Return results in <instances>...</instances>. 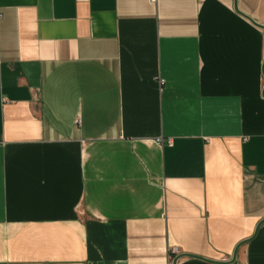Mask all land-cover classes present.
Here are the masks:
<instances>
[{"label":"crops","instance_id":"obj_1","mask_svg":"<svg viewBox=\"0 0 264 264\" xmlns=\"http://www.w3.org/2000/svg\"><path fill=\"white\" fill-rule=\"evenodd\" d=\"M263 61L264 0H0V264H264Z\"/></svg>","mask_w":264,"mask_h":264},{"label":"water","instance_id":"obj_2","mask_svg":"<svg viewBox=\"0 0 264 264\" xmlns=\"http://www.w3.org/2000/svg\"><path fill=\"white\" fill-rule=\"evenodd\" d=\"M263 64H264V61H263V63H262V66H263ZM262 66H261V67H262ZM263 76H264V75H263ZM261 95L264 97V83H263V87H262ZM242 242H243V241H242ZM242 242H240L239 244H241ZM239 244H238V245H239ZM238 245H237V246H238ZM237 246H235V248H234L233 251H232L231 259L228 261L229 263L233 261L234 254H235V251H236V247H237ZM182 255H183V254H177L176 256H174V258H173V260H172V264H176L177 259H178L179 257H181Z\"/></svg>","mask_w":264,"mask_h":264},{"label":"built area","instance_id":"obj_3","mask_svg":"<svg viewBox=\"0 0 264 264\" xmlns=\"http://www.w3.org/2000/svg\"><path fill=\"white\" fill-rule=\"evenodd\" d=\"M170 251H171L172 254H177L179 252V250H178V248L176 246H172L170 248Z\"/></svg>","mask_w":264,"mask_h":264}]
</instances>
